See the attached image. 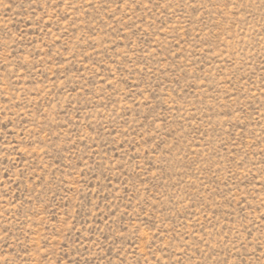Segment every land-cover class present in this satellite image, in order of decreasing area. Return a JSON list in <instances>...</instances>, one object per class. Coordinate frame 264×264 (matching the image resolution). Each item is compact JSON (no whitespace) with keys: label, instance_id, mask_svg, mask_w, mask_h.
I'll list each match as a JSON object with an SVG mask.
<instances>
[{"label":"rangeland","instance_id":"rangeland-1","mask_svg":"<svg viewBox=\"0 0 264 264\" xmlns=\"http://www.w3.org/2000/svg\"><path fill=\"white\" fill-rule=\"evenodd\" d=\"M0 264H264V0H0Z\"/></svg>","mask_w":264,"mask_h":264}]
</instances>
